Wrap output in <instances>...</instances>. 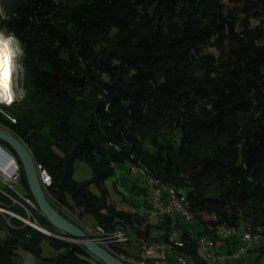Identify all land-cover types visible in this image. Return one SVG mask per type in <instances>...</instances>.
Listing matches in <instances>:
<instances>
[{
    "label": "trees",
    "instance_id": "obj_1",
    "mask_svg": "<svg viewBox=\"0 0 264 264\" xmlns=\"http://www.w3.org/2000/svg\"><path fill=\"white\" fill-rule=\"evenodd\" d=\"M0 33L19 45L25 91L0 125L48 174L44 194L64 218H89L105 235L123 227L139 249L166 244L180 217L153 226L108 201L105 182L128 163L156 190L182 192L185 220L200 229L183 231L171 255L208 264L197 238L225 256L238 244L218 239L220 226L264 231V0H0ZM162 131L176 145L155 136L145 145ZM0 146L21 187V198L0 187V264H17V249L38 264H102L54 237L66 238L38 211L14 152ZM77 161L90 167L89 181L74 180ZM138 194L147 211V190ZM43 242L55 255L42 257ZM254 251L264 254V241Z\"/></svg>",
    "mask_w": 264,
    "mask_h": 264
},
{
    "label": "rangeland",
    "instance_id": "obj_2",
    "mask_svg": "<svg viewBox=\"0 0 264 264\" xmlns=\"http://www.w3.org/2000/svg\"><path fill=\"white\" fill-rule=\"evenodd\" d=\"M11 47L13 49V53L15 52L14 60H13L14 78H13V85H12L14 99H13V102L10 104H0L1 111H3L5 108L11 107L14 103L20 102L25 95V91L23 89L24 76H23V72L21 69V65H20L21 51H20L19 45L14 39L11 40ZM5 118L10 123L14 122V119L11 116L6 115ZM0 129H3L7 131L8 133L12 134L16 139H18L27 148L23 140L15 136L8 128L0 125ZM42 133L45 134L46 136L47 135L50 136L47 132V129H44ZM153 136L158 137L160 141H163V142L166 141V142H169L175 145H176V141H178V137L174 133L168 132V131H162L157 135L150 134V136L146 137L147 141H145V145L147 147L149 146V137H153ZM16 166H17V163H16ZM74 167L75 169H74L73 178L75 181H77L78 183H84L91 179L92 177L91 169L86 163H84L83 161H77ZM17 172L19 173L18 166H17ZM149 180L150 178L146 179L142 171L136 168H131V165L126 163V164L119 165L116 167L114 175L105 182L104 186L107 189L108 201L111 204L115 205L121 211L135 215L137 219H141L145 221L146 223L156 226L162 220L158 221L155 218H150V216L146 213V208L144 206V196L142 194H138L139 190L146 189L149 195L150 189L147 185V182ZM19 183L16 186H14L12 189L7 187L9 190H14L16 193H18L17 194L18 196L21 194V187ZM0 187H2L1 183H0ZM91 191L95 194L98 193L94 187H91ZM70 218L76 221V223L75 222L73 223L80 226L81 229H83V231L86 232L87 234H89L90 232L94 230V228L91 226V222L89 218L82 219L81 221L76 219L75 216H71ZM177 220H178V224L180 228H178L177 230H172V231L178 232L179 235L183 231H188L189 233L193 231L194 234L200 232V229L194 224L193 221H187L183 218L177 219ZM23 221H25L26 223H29L28 220H23ZM246 227H250V226H246ZM251 230H252L251 231L252 234L254 233L253 237L258 241V243L255 245V248L259 247L260 243L264 241V231L262 230V228H255L254 229L255 232L252 228ZM128 232H129L128 235L131 239V245L129 247H126V250H127V253H131V255H134L135 250L139 249V243L136 242V238L130 232V230H128ZM158 233L160 232L154 231L152 232V235L156 236L158 235ZM54 237L62 241L75 243L72 239H69L68 237L66 238H62L58 236H54ZM4 238H5V233L0 232V239H4ZM91 241L93 243L97 242L94 238L93 240L91 239ZM98 246L101 247L100 245ZM252 249H254V246L251 248V250ZM42 250H43L42 257H48V256L55 255V251L51 249L47 245L46 242H43ZM224 254H225V250L223 249L220 252V255H224ZM240 260H241L240 262L238 261L240 264H264V254H259L258 251H254L252 253H249V254L247 253L243 255L240 258ZM16 262L17 264H38V260L36 258H34L31 254L23 251L22 249L16 250ZM219 264H229V263L221 261ZM230 264H237V263L233 262Z\"/></svg>",
    "mask_w": 264,
    "mask_h": 264
},
{
    "label": "built area",
    "instance_id": "obj_3",
    "mask_svg": "<svg viewBox=\"0 0 264 264\" xmlns=\"http://www.w3.org/2000/svg\"><path fill=\"white\" fill-rule=\"evenodd\" d=\"M4 152L0 149V166H2L8 159ZM16 164V163H15ZM14 173L8 177L6 176L5 172L0 170V183L8 188H13L19 183L20 175L17 172V166L14 167ZM39 177L42 185H46L45 183V174L43 170L39 172ZM147 185L150 189L149 195L147 197L146 202H152V209L147 210L146 213L150 216V218H155V212H162V216H175L176 212H182V200L184 195L182 192L178 193V197H170V193H165L160 190H154L153 182L148 181ZM15 194L16 193L14 190ZM21 198V196H20ZM26 202L31 205L27 200ZM14 204H18L17 202H13ZM11 216L16 217L11 214ZM18 218V217H16ZM23 221L21 218H18ZM159 221V219H157ZM26 225H30L38 229L39 231H43L37 228L35 225L30 223H26ZM240 228H246L241 227ZM114 238H104L103 236V229L101 227H96L92 232L88 235L93 240V235H100V242H95L96 244L100 245L104 250L110 253L112 256L116 257L118 260L123 262L124 264H185L182 260V255H163L162 254V246H171L172 245V237H168L167 243L162 244L159 247H152L149 249H137L135 250V254L131 255V253L124 252L123 250L126 247H129L131 243L127 236H124V228L123 227H116L114 230ZM217 231H219L221 241H230L233 239L237 242L238 246L241 245H248L251 247L257 240L256 239H245L244 236L240 235H232V229L227 228L225 226H220ZM46 234V233H45ZM118 246L122 247L120 250L117 248ZM196 247L197 241H196ZM200 248V247H198ZM201 249V248H200ZM204 257H215V255H220V253H212L210 250H203ZM235 255H239V253H231V257H226V260H232L235 262ZM219 264V263H217Z\"/></svg>",
    "mask_w": 264,
    "mask_h": 264
},
{
    "label": "bare ground",
    "instance_id": "obj_4",
    "mask_svg": "<svg viewBox=\"0 0 264 264\" xmlns=\"http://www.w3.org/2000/svg\"><path fill=\"white\" fill-rule=\"evenodd\" d=\"M12 39L13 38H7L5 36H3L2 39H0V104H10L13 102V99H14L12 85H13V78H14L13 60H14L15 52L13 53V49L11 47ZM15 165H16L15 160L13 158H8L7 161L2 166H0V170L4 171L6 176L10 177L15 171L14 169ZM43 173L45 174V183L46 185H49L50 177L44 170H43ZM151 182H153V188L154 190H156V186H159V183L154 182L152 180ZM160 191H163L165 193H170V197H178V193H179L174 188H166V187H160ZM13 202H16V201H13ZM146 203L148 207L147 210H151L152 202H146ZM177 216L183 219H187L189 217L188 211L185 208V197L182 200V212H176V217ZM165 217H168V216H162V212H155V219L163 220ZM251 231H252L251 228L232 229V235L244 236L245 239H255L253 237L254 233L252 234ZM42 232L46 233L47 235H50L47 232H44V231ZM103 236L104 238H114V231L111 234H107V235H105L103 232ZM124 236H127L129 239V242L131 243V239L125 229H124ZM169 237H172V245L176 247H183V242L178 232L172 231ZM217 237L218 239H220L219 231L217 232ZM93 238L97 242H100V237L94 235ZM257 243L258 241H256L251 247H248V245L238 246L237 251L232 252V253H239V255H235V262L236 263L238 261L240 262L241 261L240 258L247 253L249 254V251L251 250V248L253 246L255 248V245ZM159 246H162V245L156 244V243L148 244L147 242L143 241L140 249H149L152 247H159ZM197 246L203 250L211 249L212 253H217L216 249L210 243L209 240L202 239L198 242V238H197ZM200 248L198 249L201 255V259L208 264H217V263H220L221 261L233 262L232 260H226V257H231V255H225V256L215 255V257H204L203 252ZM162 254L171 255V252L167 246H162ZM182 260L185 262V264H196L193 262V259L191 256H182Z\"/></svg>",
    "mask_w": 264,
    "mask_h": 264
},
{
    "label": "water",
    "instance_id": "obj_5",
    "mask_svg": "<svg viewBox=\"0 0 264 264\" xmlns=\"http://www.w3.org/2000/svg\"><path fill=\"white\" fill-rule=\"evenodd\" d=\"M0 142L8 146L20 162L30 194L40 214L64 236L80 244L84 249L102 264H124L106 250L91 241V237L78 225L64 218L48 201L39 179V172L43 169L37 168L27 148L12 134L0 129ZM4 154L13 158L1 146Z\"/></svg>",
    "mask_w": 264,
    "mask_h": 264
},
{
    "label": "clouds",
    "instance_id": "obj_6",
    "mask_svg": "<svg viewBox=\"0 0 264 264\" xmlns=\"http://www.w3.org/2000/svg\"><path fill=\"white\" fill-rule=\"evenodd\" d=\"M3 38V33H0V39H2Z\"/></svg>",
    "mask_w": 264,
    "mask_h": 264
}]
</instances>
